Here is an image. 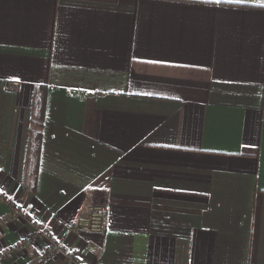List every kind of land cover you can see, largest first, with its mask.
Returning a JSON list of instances; mask_svg holds the SVG:
<instances>
[{
  "label": "crops",
  "instance_id": "obj_1",
  "mask_svg": "<svg viewBox=\"0 0 264 264\" xmlns=\"http://www.w3.org/2000/svg\"><path fill=\"white\" fill-rule=\"evenodd\" d=\"M96 198L79 264H264V0H0V264Z\"/></svg>",
  "mask_w": 264,
  "mask_h": 264
},
{
  "label": "built area",
  "instance_id": "obj_2",
  "mask_svg": "<svg viewBox=\"0 0 264 264\" xmlns=\"http://www.w3.org/2000/svg\"><path fill=\"white\" fill-rule=\"evenodd\" d=\"M17 83H6L5 87L9 90L16 88ZM11 211L14 215H20L21 209L16 205H11ZM107 215V205L102 198L93 199L87 206L85 212L79 214L74 221L69 225L67 231L60 236L48 233L43 227L36 225L32 235L19 243L17 247L25 244L33 243L37 239H45L47 245L35 253L26 264H43L55 256L58 252L63 251L66 258L70 262L79 264L77 253L62 249V243L68 232L86 233L94 232L101 233L104 231L105 219ZM9 254V250L0 253V258H4Z\"/></svg>",
  "mask_w": 264,
  "mask_h": 264
},
{
  "label": "snow or ice",
  "instance_id": "obj_3",
  "mask_svg": "<svg viewBox=\"0 0 264 264\" xmlns=\"http://www.w3.org/2000/svg\"><path fill=\"white\" fill-rule=\"evenodd\" d=\"M215 2H219V0H215Z\"/></svg>",
  "mask_w": 264,
  "mask_h": 264
},
{
  "label": "rangeland",
  "instance_id": "obj_4",
  "mask_svg": "<svg viewBox=\"0 0 264 264\" xmlns=\"http://www.w3.org/2000/svg\"><path fill=\"white\" fill-rule=\"evenodd\" d=\"M73 233V232H72ZM76 234H80V233H76Z\"/></svg>",
  "mask_w": 264,
  "mask_h": 264
}]
</instances>
